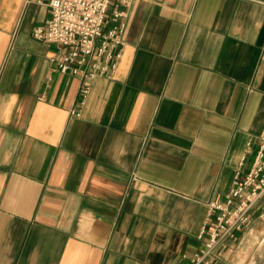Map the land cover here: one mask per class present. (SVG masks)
<instances>
[{"label":"crops","instance_id":"1","mask_svg":"<svg viewBox=\"0 0 264 264\" xmlns=\"http://www.w3.org/2000/svg\"><path fill=\"white\" fill-rule=\"evenodd\" d=\"M262 2L132 0L75 117L81 77L32 37L48 0H0V264H189L264 132ZM262 211L215 264H264Z\"/></svg>","mask_w":264,"mask_h":264},{"label":"built area","instance_id":"2","mask_svg":"<svg viewBox=\"0 0 264 264\" xmlns=\"http://www.w3.org/2000/svg\"><path fill=\"white\" fill-rule=\"evenodd\" d=\"M29 1V0H27ZM112 0H48L50 16L45 25L34 27L32 37L65 49L55 68L62 74L82 79L78 97L70 111L79 117L96 77L111 78L121 60L128 11L132 0H117L109 14ZM264 4V2H262ZM264 61V43L260 51ZM248 171H234L232 184L223 202L209 203L211 228L203 227L199 239L206 236L205 247L189 264H215L226 248V242L252 220L251 211L264 196V132ZM264 220V211L258 215Z\"/></svg>","mask_w":264,"mask_h":264}]
</instances>
